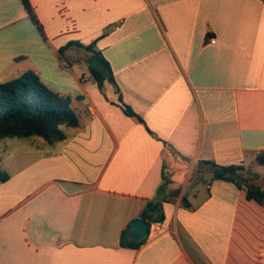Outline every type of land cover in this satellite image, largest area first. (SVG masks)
<instances>
[{"label": "crops", "instance_id": "0c3cea01", "mask_svg": "<svg viewBox=\"0 0 264 264\" xmlns=\"http://www.w3.org/2000/svg\"><path fill=\"white\" fill-rule=\"evenodd\" d=\"M29 1L46 39L0 0V82L34 70L79 123L53 144L0 142V264H264V204L199 163L264 177V0ZM74 40L94 41L118 90L74 47L62 61ZM159 194L163 222L123 246Z\"/></svg>", "mask_w": 264, "mask_h": 264}, {"label": "trees", "instance_id": "16d2710c", "mask_svg": "<svg viewBox=\"0 0 264 264\" xmlns=\"http://www.w3.org/2000/svg\"><path fill=\"white\" fill-rule=\"evenodd\" d=\"M32 20L37 24L39 31L45 37L44 28L40 23L29 0H22ZM94 41L84 44L80 41H70L58 49L63 62L71 66L72 62L66 55L69 47L83 48L88 52L86 62L92 78L102 89L105 81L115 85L118 90L110 62L101 51L94 48ZM126 114L137 116L130 106H125ZM138 117V116H137ZM142 120V118H139ZM79 123V114L68 95L52 89L43 82L40 75L34 70H27L10 80L0 82V142L7 138L40 137L53 144L66 138L64 127H74ZM257 161L264 163V155H258ZM206 166L212 179H223L234 182L237 186L245 188L247 197L256 199L264 204V177L252 172L245 177L248 170L243 164H219L212 160L199 162ZM205 168L196 170L195 179H204ZM9 174L0 168V180L9 179ZM165 200L160 194L157 198L149 200L142 211V215L152 223L163 222L165 216L162 202ZM150 231V229H149ZM147 239L133 240L128 237L127 231L122 239L123 246L138 248Z\"/></svg>", "mask_w": 264, "mask_h": 264}, {"label": "water", "instance_id": "95a60500", "mask_svg": "<svg viewBox=\"0 0 264 264\" xmlns=\"http://www.w3.org/2000/svg\"><path fill=\"white\" fill-rule=\"evenodd\" d=\"M149 231V221L143 216L137 218L130 226V237L134 240L145 238Z\"/></svg>", "mask_w": 264, "mask_h": 264}, {"label": "rangeland", "instance_id": "374dc122", "mask_svg": "<svg viewBox=\"0 0 264 264\" xmlns=\"http://www.w3.org/2000/svg\"><path fill=\"white\" fill-rule=\"evenodd\" d=\"M69 48H73L74 51L76 50L75 52H72V53L70 52L68 54L70 56V58L72 57V59H74V58L83 59L84 57H86L88 55L87 52L83 50V48H78V47H75V46H71ZM39 139H42V138H39ZM11 159H13V158H11ZM248 162H250V161H248ZM247 166L251 167V163H249Z\"/></svg>", "mask_w": 264, "mask_h": 264}, {"label": "built area", "instance_id": "2783aa9c", "mask_svg": "<svg viewBox=\"0 0 264 264\" xmlns=\"http://www.w3.org/2000/svg\"><path fill=\"white\" fill-rule=\"evenodd\" d=\"M211 42L213 43V42H215V40L214 39H211Z\"/></svg>", "mask_w": 264, "mask_h": 264}]
</instances>
